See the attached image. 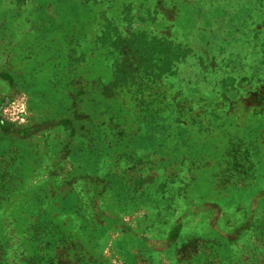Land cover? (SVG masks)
I'll use <instances>...</instances> for the list:
<instances>
[{
    "label": "rangeland",
    "instance_id": "obj_1",
    "mask_svg": "<svg viewBox=\"0 0 264 264\" xmlns=\"http://www.w3.org/2000/svg\"><path fill=\"white\" fill-rule=\"evenodd\" d=\"M0 264H264V0H0Z\"/></svg>",
    "mask_w": 264,
    "mask_h": 264
},
{
    "label": "trees",
    "instance_id": "obj_2",
    "mask_svg": "<svg viewBox=\"0 0 264 264\" xmlns=\"http://www.w3.org/2000/svg\"><path fill=\"white\" fill-rule=\"evenodd\" d=\"M114 47L119 52L118 57L123 60L113 65L115 83L121 86L128 84L135 67L144 70L141 74L152 80L172 76L175 74L177 64L191 54L190 50L181 45L154 37L150 39L144 32H131L126 36L118 34ZM130 66L133 69L124 68Z\"/></svg>",
    "mask_w": 264,
    "mask_h": 264
}]
</instances>
